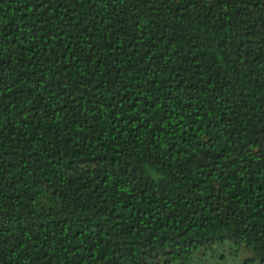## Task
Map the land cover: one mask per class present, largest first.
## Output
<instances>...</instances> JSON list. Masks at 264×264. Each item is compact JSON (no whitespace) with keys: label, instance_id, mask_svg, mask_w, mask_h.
I'll return each mask as SVG.
<instances>
[{"label":"trees","instance_id":"obj_1","mask_svg":"<svg viewBox=\"0 0 264 264\" xmlns=\"http://www.w3.org/2000/svg\"><path fill=\"white\" fill-rule=\"evenodd\" d=\"M264 264V0H0V264Z\"/></svg>","mask_w":264,"mask_h":264},{"label":"rangeland","instance_id":"obj_2","mask_svg":"<svg viewBox=\"0 0 264 264\" xmlns=\"http://www.w3.org/2000/svg\"><path fill=\"white\" fill-rule=\"evenodd\" d=\"M251 257L252 255L249 252L241 251L238 255L234 249L227 247L208 255L204 262L200 264H246Z\"/></svg>","mask_w":264,"mask_h":264}]
</instances>
